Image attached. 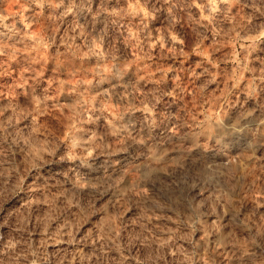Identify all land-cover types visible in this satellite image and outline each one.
Instances as JSON below:
<instances>
[{"label": "clouds", "instance_id": "1", "mask_svg": "<svg viewBox=\"0 0 264 264\" xmlns=\"http://www.w3.org/2000/svg\"><path fill=\"white\" fill-rule=\"evenodd\" d=\"M0 264H264V0H0Z\"/></svg>", "mask_w": 264, "mask_h": 264}]
</instances>
